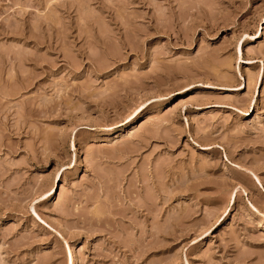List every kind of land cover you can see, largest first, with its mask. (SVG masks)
Listing matches in <instances>:
<instances>
[{
    "label": "rangeland",
    "instance_id": "374dc122",
    "mask_svg": "<svg viewBox=\"0 0 264 264\" xmlns=\"http://www.w3.org/2000/svg\"><path fill=\"white\" fill-rule=\"evenodd\" d=\"M69 250L264 264V0H0V264Z\"/></svg>",
    "mask_w": 264,
    "mask_h": 264
},
{
    "label": "bare ground",
    "instance_id": "6f19581e",
    "mask_svg": "<svg viewBox=\"0 0 264 264\" xmlns=\"http://www.w3.org/2000/svg\"><path fill=\"white\" fill-rule=\"evenodd\" d=\"M183 100L184 99L179 100L178 103L183 102ZM65 264H74V258L71 250L67 251V255L65 256Z\"/></svg>",
    "mask_w": 264,
    "mask_h": 264
}]
</instances>
